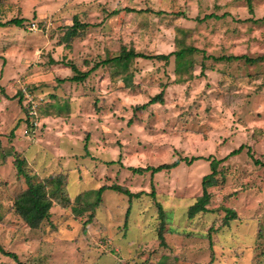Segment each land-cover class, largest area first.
I'll return each instance as SVG.
<instances>
[{"label": "rangeland", "instance_id": "1", "mask_svg": "<svg viewBox=\"0 0 264 264\" xmlns=\"http://www.w3.org/2000/svg\"><path fill=\"white\" fill-rule=\"evenodd\" d=\"M14 19L26 22L0 27L7 253L23 264H264V0H0V23ZM192 157L204 159L132 170ZM19 163L51 202L37 229L16 213L30 184ZM206 176L208 211L191 215ZM113 186L139 197L98 200ZM0 264L18 263L0 252Z\"/></svg>", "mask_w": 264, "mask_h": 264}, {"label": "trees", "instance_id": "2", "mask_svg": "<svg viewBox=\"0 0 264 264\" xmlns=\"http://www.w3.org/2000/svg\"><path fill=\"white\" fill-rule=\"evenodd\" d=\"M160 13V12H159ZM26 22L25 19H14L9 21L8 23H4L1 24L0 23V27H5L6 25H14L16 27H22L23 24ZM194 52H196V49L193 48H189L186 51H182L180 53H174V54H169V55H157V56H146L143 54H136L133 51L130 52H125L123 53L121 56L113 58V59H109L107 61L104 62L105 63H112V62H121L123 61V65L128 64L130 62V60L134 59V58H144V59H157V60H163L165 62H168L171 58L172 55H175L177 58H180L184 53H191L193 54ZM245 59L247 62L250 63H256L259 62L261 60V58H257V59H250L248 57H235V56H230V57H222V59L224 60H238V59ZM125 61V62H124ZM98 67V66H96ZM95 67V68H96ZM74 71H77L76 67L72 66ZM94 70V69H92ZM90 73H86L85 75H83L82 77L80 76H74L72 78V81H77L80 82L83 79L87 78L89 76ZM162 95H158L155 98H153L149 104L147 105H142V106H138L136 107V110H143L145 109L148 105L150 104H155L156 102H162ZM243 146L240 147L238 150L233 151L230 156H235L238 155L242 152L243 150ZM203 157H192L190 159L186 158V159H182V160H178L172 164H164L158 167H147V168H133L132 170L136 173V174H144L146 172H151L152 175H155L157 173L166 171V170H173L175 168H177L180 163L182 161H184L187 165H192L194 162L198 161V160H203ZM219 161H216L215 159L212 160L211 162V168L213 171V175L216 173V165ZM18 174L22 175L23 177H25L26 182L30 183V177L28 175H26L24 173L23 170V166L22 163H19V168H18ZM209 177L206 176L203 180V185H204V189H203V195L202 197L199 199V201H197L195 203V205H193L191 207V215H195L199 212H207L208 209H206V202L208 200V193H207V187H206V180ZM106 190H112L115 192H120L123 195L128 196L129 198H133L136 197L138 198L139 195H133L132 193H130L129 190L123 189L121 187H117V186H113V187H102L101 189H99L97 191V195H98V200H100L102 194L106 191ZM155 192L153 191L151 193L152 197H155ZM51 202L45 197V195L42 193V188L40 186L37 185H32L31 183L29 184L28 190L23 192L20 199L18 198V201L15 204L16 207V213L24 220V222L31 228V229H37L38 227H40L41 223L44 222V220H49L51 214L49 213V210L51 208ZM97 206V205H96ZM161 210V208H160ZM130 213V209L127 211V216ZM91 222V219H89V221H87L85 224H89ZM160 239H163V236L160 234ZM0 252L3 253L4 255H6L7 257H10L12 259H14L18 264H23L19 261V258L16 254L14 253H7L1 246H0Z\"/></svg>", "mask_w": 264, "mask_h": 264}]
</instances>
